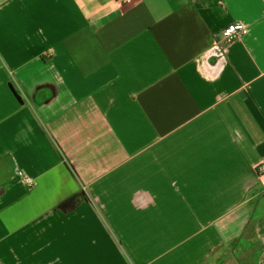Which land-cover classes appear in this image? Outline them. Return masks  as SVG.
<instances>
[{
    "label": "crops",
    "instance_id": "obj_1",
    "mask_svg": "<svg viewBox=\"0 0 264 264\" xmlns=\"http://www.w3.org/2000/svg\"><path fill=\"white\" fill-rule=\"evenodd\" d=\"M119 1L0 0V264H264V0Z\"/></svg>",
    "mask_w": 264,
    "mask_h": 264
},
{
    "label": "built area",
    "instance_id": "obj_2",
    "mask_svg": "<svg viewBox=\"0 0 264 264\" xmlns=\"http://www.w3.org/2000/svg\"><path fill=\"white\" fill-rule=\"evenodd\" d=\"M129 2H132V0H121L119 1V5L124 6L125 3ZM247 33L248 26L245 23H235L225 28L223 32V37L226 44H230L244 39ZM258 172L264 182V166H259ZM19 173L22 176L24 190L27 192L31 191L34 186V180L29 175L25 174L23 171H20Z\"/></svg>",
    "mask_w": 264,
    "mask_h": 264
},
{
    "label": "rangeland",
    "instance_id": "obj_3",
    "mask_svg": "<svg viewBox=\"0 0 264 264\" xmlns=\"http://www.w3.org/2000/svg\"><path fill=\"white\" fill-rule=\"evenodd\" d=\"M20 115H17L15 118H17V117H19ZM6 125H7V123H6ZM137 227H138V230L141 232V234L142 235H146V226H145V224H137ZM184 230H186V228H184ZM154 229H153V232H152V236H153V238H155V236H154ZM166 239H168L172 244H174L176 241H177V238L175 237V236H172V237H168V238H166ZM143 241H147V239H146V237H144L143 239H142ZM169 245H171V244H169ZM152 251H150V253H151Z\"/></svg>",
    "mask_w": 264,
    "mask_h": 264
},
{
    "label": "water",
    "instance_id": "obj_4",
    "mask_svg": "<svg viewBox=\"0 0 264 264\" xmlns=\"http://www.w3.org/2000/svg\"><path fill=\"white\" fill-rule=\"evenodd\" d=\"M9 87L11 89V91L13 92V94L15 95V97L17 98V100L21 103L24 104V99L23 96L20 94V92L17 90V88L15 87V85L11 82L9 83Z\"/></svg>",
    "mask_w": 264,
    "mask_h": 264
}]
</instances>
